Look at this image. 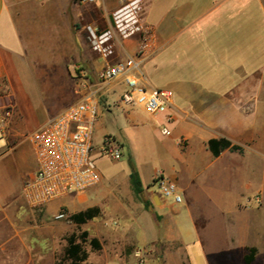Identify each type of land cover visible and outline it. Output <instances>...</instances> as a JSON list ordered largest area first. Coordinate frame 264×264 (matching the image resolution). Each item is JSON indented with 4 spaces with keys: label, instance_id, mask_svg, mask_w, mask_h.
<instances>
[{
    "label": "crops",
    "instance_id": "obj_1",
    "mask_svg": "<svg viewBox=\"0 0 264 264\" xmlns=\"http://www.w3.org/2000/svg\"><path fill=\"white\" fill-rule=\"evenodd\" d=\"M122 1L131 0H96L88 6L79 0H0V109L13 112L9 129L0 134V152L13 145L4 156H15L26 179L35 172L36 159L31 146L27 150L9 140L11 131L21 133L33 121L35 130L41 128L79 102L78 82L87 69L98 75L107 64L136 54L139 35L123 39L111 29V16ZM142 5L144 21L156 33L143 66L145 83L174 91L169 112L175 122L171 136L159 129L168 138L167 163L152 170L147 183L142 180L153 206L144 207L149 220L133 253L147 257L143 264H158L156 253L163 264H178L181 242L189 264H264L261 190L246 198L222 186L238 176L256 177L264 168L263 0H143ZM89 27L100 30L97 41ZM151 116L158 124L164 120ZM221 139L231 146L216 157L208 143ZM158 172L176 183L185 206L206 185L207 201L229 234L214 237L196 218L191 229L179 230L178 204L161 200L153 184ZM257 196L260 204L254 201ZM62 204L31 210L51 214ZM7 210V205L0 207V215H6L0 216V227L9 225L14 233L0 240V253L23 244V226L9 219ZM212 219L209 215V227ZM252 249L255 258L247 263Z\"/></svg>",
    "mask_w": 264,
    "mask_h": 264
},
{
    "label": "rangeland",
    "instance_id": "obj_2",
    "mask_svg": "<svg viewBox=\"0 0 264 264\" xmlns=\"http://www.w3.org/2000/svg\"><path fill=\"white\" fill-rule=\"evenodd\" d=\"M83 78L78 82L81 93L85 90L82 87L83 83L93 85L94 89L99 88L97 73L87 69ZM121 92L122 85L114 83L99 94L100 107L94 132L92 158L102 175L101 183L87 192L72 194L55 201H63L55 213L32 211L25 204L22 182L26 181L27 172L15 162L13 154L4 156L14 149L13 145L5 147V151L0 152V157L4 156L0 159V207L7 205V217L16 219L23 226V244L14 243L10 246L11 253H0V264H68L64 260L68 238L75 235L80 241L85 232L88 233V242L84 245L89 253L87 264H143L147 257L135 256L133 250L143 234L145 221L149 220L144 212L143 201H151V192L149 188L144 187L141 197L134 193L129 163L135 165L143 182L147 183L151 171L167 163L165 142L168 138H163L159 134L157 120L143 107H123L119 100ZM81 93L78 101L81 99ZM36 125L33 121L29 122L25 131L21 133L11 131L9 140L14 143L21 142L22 147L30 150L31 145L27 141V136L35 131ZM107 136H113L123 144V159L115 161L101 155L100 147ZM249 183L251 187L246 189ZM222 186L246 198L253 196L260 189L264 197V168L256 177L238 176L236 179H230V182H223ZM205 187L206 185L203 188ZM203 188L194 194V200L189 205L178 204V229L184 232L191 229L193 218H196L200 227L204 226L206 233L210 228L214 237L223 235L224 238L230 230L219 222L218 211L208 203ZM91 207L100 208L101 214L98 218L82 225L70 220L72 214ZM62 211L67 213V218L56 219ZM3 212L0 216L6 217ZM164 213L175 215L169 211ZM209 215L213 217L210 227L207 222ZM13 233L11 226L2 225L0 240ZM34 238H38L40 244L34 242ZM92 238L102 242L101 250L92 248L90 245ZM141 244L139 241L138 246L142 247ZM38 249L48 252L37 253ZM156 257L158 264H163L162 255L156 253ZM178 264H189L188 254L185 253L181 242H178Z\"/></svg>",
    "mask_w": 264,
    "mask_h": 264
},
{
    "label": "built area",
    "instance_id": "obj_3",
    "mask_svg": "<svg viewBox=\"0 0 264 264\" xmlns=\"http://www.w3.org/2000/svg\"><path fill=\"white\" fill-rule=\"evenodd\" d=\"M79 2L95 4L96 0ZM142 2L143 0L122 1L120 8L111 16V29L115 36L125 39L139 35L136 54L104 66L97 75L99 88L94 89L93 85L83 83L85 90L78 103L52 117L45 125L27 136L36 159L35 172L22 185V195L30 209L42 210L59 199L87 192L101 183L102 175L93 161L92 153L100 107L99 94L109 85H123L119 98L123 106H139L151 115L164 116L163 122L159 123L160 132L163 136H171V126L175 118L169 111L174 104V91L148 88L145 83L143 66L152 55L156 33L144 21ZM89 31L97 41L100 30L89 27ZM12 115L10 108L0 109V134L9 129ZM179 144H183V140ZM100 152L115 161L124 157L123 144L113 136L105 137ZM153 184L161 200L176 204L183 202L176 183L163 172L155 175ZM261 200L260 196L254 199L257 204ZM65 218V211L56 216L58 220Z\"/></svg>",
    "mask_w": 264,
    "mask_h": 264
},
{
    "label": "trees",
    "instance_id": "obj_4",
    "mask_svg": "<svg viewBox=\"0 0 264 264\" xmlns=\"http://www.w3.org/2000/svg\"><path fill=\"white\" fill-rule=\"evenodd\" d=\"M208 146L209 149L214 154V156L217 157L221 154L222 151H224L225 149L231 146V142L226 139L210 140ZM129 166L131 169L130 179L134 193L138 197H141L144 192V185L142 182V178L140 176L138 169L135 167V165L132 162L129 163ZM143 204L144 207L147 210H149L153 203L152 201H143ZM100 214H101V210L99 207H91V208H87L84 211H80L78 213L72 214L70 216V220L77 225H82L88 223L91 220L98 218ZM87 237H88V233L85 232L83 233L80 241L79 238L76 237L75 235L68 238L67 240L68 244L64 253V260L68 262V264H87L89 253L84 247L85 243L88 242ZM90 245L94 250L102 249V245L99 239L97 238H92L90 240ZM255 253L256 250L252 249L250 255H248L246 258L247 263H250L254 260Z\"/></svg>",
    "mask_w": 264,
    "mask_h": 264
},
{
    "label": "water",
    "instance_id": "obj_5",
    "mask_svg": "<svg viewBox=\"0 0 264 264\" xmlns=\"http://www.w3.org/2000/svg\"><path fill=\"white\" fill-rule=\"evenodd\" d=\"M154 199H155V200H157V198H156V197H155Z\"/></svg>",
    "mask_w": 264,
    "mask_h": 264
}]
</instances>
